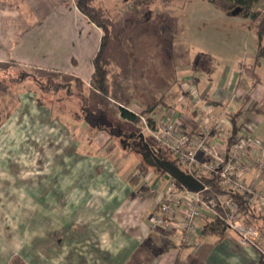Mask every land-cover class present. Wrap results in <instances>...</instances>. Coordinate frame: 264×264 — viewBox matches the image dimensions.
I'll return each mask as SVG.
<instances>
[{"label": "rangeland", "instance_id": "1", "mask_svg": "<svg viewBox=\"0 0 264 264\" xmlns=\"http://www.w3.org/2000/svg\"><path fill=\"white\" fill-rule=\"evenodd\" d=\"M209 1L152 0L153 18L168 26L163 36L155 26L132 23L133 15L142 9L137 1L98 0L108 12L118 14V28L123 31L108 65L107 99L94 90L90 79L83 83L55 68L14 61L9 48L19 36L18 16H9L0 30V264H12L17 255L32 264L62 263V239L68 231L63 222L95 217L98 203H136V218L153 226V214L145 215V210L157 204L159 192L170 182L163 171L147 165L142 150L133 144L143 133L156 148L142 119L124 120L119 108L127 106L147 117L152 105L157 106L156 113L165 107L164 97L169 100L186 83L184 77H199L204 85L210 78H226L249 58L253 59L250 68L255 69L254 26L239 16L241 12L224 14ZM7 2V9L15 3L13 10L21 7L26 16L38 10L42 21L44 13H53V18L72 10L77 0ZM252 11L264 12V0H258ZM83 17L74 27L77 38L97 35L101 39L102 30ZM71 53L77 55L75 50ZM87 67L89 71L90 64ZM22 74L26 79L20 81ZM261 75L264 78V69ZM243 80L245 84H238L242 88L254 81L249 76ZM188 81L197 87L195 77ZM218 92L221 95L222 90ZM199 94L210 102L208 95ZM238 103L239 108L250 104ZM233 106V111L238 109ZM251 119L257 123L253 135L264 142V107L252 108ZM258 175L251 174L255 182L251 185L264 189V177ZM149 181L152 188L146 184ZM174 241L178 247V239Z\"/></svg>", "mask_w": 264, "mask_h": 264}, {"label": "crops", "instance_id": "2", "mask_svg": "<svg viewBox=\"0 0 264 264\" xmlns=\"http://www.w3.org/2000/svg\"><path fill=\"white\" fill-rule=\"evenodd\" d=\"M12 5H9V9H7V0H0V30L1 27L5 28L8 24L9 16L15 18L16 15L19 19H17L18 28H16L19 36L14 45L9 48L14 61L31 63L30 65L47 67L52 70L55 68L76 77V79L79 78L83 83L89 79L91 81L94 72L93 62L99 51L101 39L97 35L96 37L89 35L81 39L77 38L74 27L83 17L77 5L73 6L72 10L69 8L58 12V16H53V18L51 16L53 13H44L45 19L42 21H39L38 10L34 11L33 15L26 16L21 7H16L13 10L12 7L15 3ZM26 34L27 37L21 38ZM72 50H75L76 56H72ZM88 57L90 60L87 59ZM251 59L241 61L226 78L215 80L210 78L204 85L199 77L194 76L198 91L208 95L205 98H209L210 101L207 104L206 100L202 99L200 106L213 105L217 115L226 114L230 122V125L226 127L228 132L232 131L233 133L230 115L240 113L237 119L238 125L239 128L244 129L249 126L251 120H254L251 119L252 108L257 106V109H263L264 107V78L261 75L264 69V59L260 65H254L256 70L249 66ZM246 66H248L247 69ZM248 71L250 74L247 73ZM248 76L254 80L250 84L251 86L244 85L246 89L238 85L242 81L245 84L243 78L247 80ZM194 77H184L183 80L186 83L182 84L180 88H176L175 93L169 96V100L167 95L164 97L165 107L157 112L159 121L162 117L175 119L181 115V130L193 132V123L198 120L199 116L198 106H195L190 96L188 80L191 81ZM218 89L222 90L221 95H219ZM233 89L235 91L231 92ZM220 100L222 102L219 104ZM239 100L240 103L244 101L246 104L249 102L250 104L246 106L247 108L244 106L239 108ZM233 104H237L238 109L233 111V107H235ZM156 107L152 105L148 111L154 109L153 111L156 113ZM125 108L134 110L127 106ZM219 110L221 113L218 112ZM194 113L196 114L194 115ZM248 120L250 121L247 122ZM255 130L256 128L252 133ZM253 178L248 175L245 180L248 184H254L255 182L252 183ZM95 205L98 206L95 217L79 218L75 222L76 224L70 221L63 222V228L65 231L68 230L66 232L68 239L65 234L61 245L62 263H55L52 260L50 264H259V262L264 264V235L262 231H260L259 239L262 249L260 251L256 247L242 245L239 236L230 229L222 236L203 235L204 220H202L200 221V232L194 237V240L190 244L182 245L176 233L155 230L149 222L136 218V203L121 201ZM156 209V203L147 206L145 215L148 211L153 214ZM72 233L73 235H71ZM175 239L179 241V249L175 244ZM51 247L48 245V248ZM52 248L54 250L55 246ZM57 250L60 251V247ZM52 252L53 256L54 251ZM219 254L230 259L224 258L223 260L222 257H216ZM17 256L11 261L12 264H32L27 261L26 257ZM258 258L260 261L257 260Z\"/></svg>", "mask_w": 264, "mask_h": 264}, {"label": "built area", "instance_id": "3", "mask_svg": "<svg viewBox=\"0 0 264 264\" xmlns=\"http://www.w3.org/2000/svg\"><path fill=\"white\" fill-rule=\"evenodd\" d=\"M188 85L199 116L192 133L181 130V115L175 119L162 117L159 121L155 111L147 117L137 113L155 141V150L169 151L181 170L203 184V189L193 192L175 179L168 180L167 188L159 192L152 227L179 233L181 244L187 245L200 232V221L217 220L234 231L242 245L262 251L260 230L241 218V207L234 197V193L244 195L249 205L264 217V189L245 180L252 173L264 177V142L252 133L257 123L251 120L249 126L233 135L226 130L230 125L227 115H217L213 105L201 107L203 100L197 87L190 82ZM146 184L152 188L150 181ZM213 184L224 192L216 191Z\"/></svg>", "mask_w": 264, "mask_h": 264}, {"label": "trees", "instance_id": "4", "mask_svg": "<svg viewBox=\"0 0 264 264\" xmlns=\"http://www.w3.org/2000/svg\"><path fill=\"white\" fill-rule=\"evenodd\" d=\"M98 0H77V7L80 12L93 24L102 30V37L99 51L94 59V72L91 78V85L100 96L107 99L110 95V80L108 77V65L113 55L115 44L123 38V31H119L117 19L118 14H111L101 5L97 4ZM137 5H141L142 9L133 15L132 23L140 27L155 26L157 33L165 36L168 33V26L165 24H158L157 17L153 18V11L149 8L152 0H135ZM258 0H210V4L218 11L224 14H230L236 9H240V17L249 19L251 26H254V32L257 38V55L255 57V64L260 65L264 59V12L252 11L253 5ZM152 16V17H151ZM5 70V69H3ZM5 75L1 80H4ZM22 81L26 79L25 75H20ZM120 116L122 119L132 123L140 121L139 115L125 107H120ZM146 112V111H144ZM196 113H194L195 115ZM240 113L230 115V121L233 125V135L239 133L241 127L238 125V117ZM152 127L154 124L150 123ZM164 158L169 160L177 166L176 160L173 155L167 150H161ZM207 183L212 181L206 180ZM180 184V183H178ZM216 191L224 192L217 184H213ZM151 188V187H149ZM142 190H144L142 188ZM146 190V189H145ZM235 199L241 207V218L248 224L257 227L260 231L264 232V217L255 211L249 205V201L240 193H234ZM226 225L217 220H205L202 224L203 235H218L222 236L227 232ZM24 264V263H22Z\"/></svg>", "mask_w": 264, "mask_h": 264}, {"label": "water", "instance_id": "5", "mask_svg": "<svg viewBox=\"0 0 264 264\" xmlns=\"http://www.w3.org/2000/svg\"><path fill=\"white\" fill-rule=\"evenodd\" d=\"M241 10L238 8L231 12L233 16L239 14ZM154 109H151L149 112H153ZM138 138L141 140V142L145 145V148L147 149L146 153H142L144 161L149 165L150 167H155L165 173V178L167 180L175 179L178 183H180L183 186H186L188 189H190L193 192H197L201 189H203V184L195 179L193 176L185 173L183 170H181L178 166L174 165L169 160H166L161 152H158L154 149H152L146 142H145V136L144 134L140 133L137 135ZM153 155V159H149Z\"/></svg>", "mask_w": 264, "mask_h": 264}, {"label": "flooded vegetation", "instance_id": "6", "mask_svg": "<svg viewBox=\"0 0 264 264\" xmlns=\"http://www.w3.org/2000/svg\"><path fill=\"white\" fill-rule=\"evenodd\" d=\"M139 139V138H138ZM138 142V143H137ZM134 141L133 142V144L134 145H137V147H139L141 150H142V153L144 152V153H146L147 152V149L145 148V145L141 142V140L139 139V141ZM152 149H154L155 150V147L154 146H152V145H150V143H148L147 141H145ZM153 155H151V157H149V159H153ZM155 168V167H154ZM155 169H157V168H155ZM159 170V169H158Z\"/></svg>", "mask_w": 264, "mask_h": 264}]
</instances>
